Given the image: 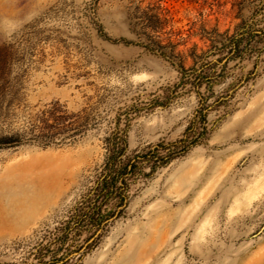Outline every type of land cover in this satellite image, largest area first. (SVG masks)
<instances>
[{"label":"rangeland","instance_id":"rangeland-1","mask_svg":"<svg viewBox=\"0 0 264 264\" xmlns=\"http://www.w3.org/2000/svg\"><path fill=\"white\" fill-rule=\"evenodd\" d=\"M0 69V264L48 245L118 127L126 197L64 264H264V0H0Z\"/></svg>","mask_w":264,"mask_h":264},{"label":"trees","instance_id":"trees-1","mask_svg":"<svg viewBox=\"0 0 264 264\" xmlns=\"http://www.w3.org/2000/svg\"><path fill=\"white\" fill-rule=\"evenodd\" d=\"M122 41L130 43V41L124 39ZM239 44L240 39L235 40L234 48L237 49ZM178 70L182 72V75L184 74L183 77H187L188 80L191 79L190 75L183 73L185 69L182 64L178 66ZM195 77L201 85V79L208 77L207 70L205 68L199 70ZM12 140H14L13 136H0V143ZM105 148L106 156L101 175L96 179L92 188L83 193L81 198L72 206L73 211L70 219L63 226L58 227V233L54 238L48 241V245L45 244L39 247L42 242L38 244L35 251L30 253L34 255L35 260L30 263L25 262V264H64V260L72 251H78L83 246L80 243L77 244L75 250H71L70 246L66 245L67 236L70 233L80 235L84 232L88 233L85 241L92 240L110 217L105 209L116 200L119 205L124 202L129 188V175L136 168V166H133L134 163L126 158L125 131L119 127L113 130L112 135L106 138ZM71 227L72 229H70Z\"/></svg>","mask_w":264,"mask_h":264}]
</instances>
